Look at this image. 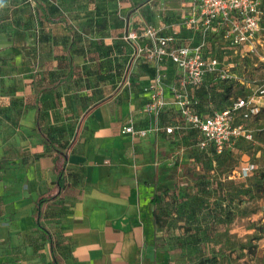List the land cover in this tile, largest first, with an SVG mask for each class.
<instances>
[{
    "label": "crops",
    "instance_id": "crops-1",
    "mask_svg": "<svg viewBox=\"0 0 264 264\" xmlns=\"http://www.w3.org/2000/svg\"><path fill=\"white\" fill-rule=\"evenodd\" d=\"M45 4L53 15L64 16L71 33L62 24L40 20L33 30L41 32L47 54L58 58L49 60L50 81L37 89L29 85L34 106L28 125L37 143L36 148L28 144L30 159L18 169L25 172L26 183L18 177L10 190L0 192V264H54L49 241L36 225L35 202L58 190L59 171L63 189L42 206L41 214L57 263L151 264L156 232L152 191L170 161L189 150L181 144L189 143L191 129L181 123L173 104L174 89L181 88V71L167 59L159 66L144 57L131 62L133 48L123 37L151 25L171 38L170 46L195 42L196 35L184 23L190 0H45ZM23 29L30 31L28 26ZM24 36L14 28L11 46H21ZM72 37L75 44L70 47ZM69 69L72 78L55 85ZM158 73L169 104L155 118L143 107L149 98L146 87ZM40 88L43 106L37 95ZM194 91L186 89L190 96ZM205 98V107L212 109ZM260 98L263 107L264 95ZM37 112L41 129L64 157L45 151L35 129ZM128 124L148 129L146 136L123 133ZM155 125L159 130H153ZM169 126L177 129L166 133Z\"/></svg>",
    "mask_w": 264,
    "mask_h": 264
},
{
    "label": "rangeland",
    "instance_id": "rangeland-1",
    "mask_svg": "<svg viewBox=\"0 0 264 264\" xmlns=\"http://www.w3.org/2000/svg\"><path fill=\"white\" fill-rule=\"evenodd\" d=\"M262 5L263 18L254 51L220 49L219 44L206 50L230 73L243 78L246 88H256L264 79ZM34 11L32 0H0V192L10 190L18 177H22V184L26 183L25 172L18 169L25 168L30 159L28 144L36 148L37 143L28 125L32 119L27 115L34 106L30 105L29 85L37 89L50 81L49 60L58 58L47 54L41 32L33 34L40 24ZM27 26L30 31L26 33L23 27ZM14 28L25 34L19 47L10 44ZM231 80L234 83L229 91ZM236 80H218L209 93L201 87L197 93L208 96L210 107L218 109L230 103L234 90L239 94ZM40 101L43 106L44 93ZM246 125L253 128V141H241L235 147L236 153L200 151L190 134L189 143L181 144L189 150L164 168L162 180L152 191L159 201L154 212L157 220L151 264H264V105L261 114ZM75 129L74 121L72 130ZM251 162L255 168L249 176L241 177L240 168Z\"/></svg>",
    "mask_w": 264,
    "mask_h": 264
},
{
    "label": "built area",
    "instance_id": "built-area-1",
    "mask_svg": "<svg viewBox=\"0 0 264 264\" xmlns=\"http://www.w3.org/2000/svg\"><path fill=\"white\" fill-rule=\"evenodd\" d=\"M261 3L262 0H190L184 23L198 39L193 43L170 46L171 38L160 35L159 29L151 25L128 31L123 37L133 48L131 62L144 57L159 66L167 59L181 71V88L174 89L173 104L178 107L184 124L200 135L198 146L201 149L211 144L216 153H221L224 148L232 147L239 137L252 139V130L246 122L259 112L264 86L250 88V94L237 97L228 108L205 116L194 109L195 101L186 89L200 86L209 73H216L221 78L227 76L219 60L207 54L209 38L218 36L223 44L254 51L262 17ZM146 90L149 98L143 109L157 118L169 104L161 74L155 75ZM174 128L165 127L164 131L171 133ZM153 130H159L158 125ZM122 132L132 137H144L148 129L128 124ZM252 169L253 165L243 167L239 174L244 177Z\"/></svg>",
    "mask_w": 264,
    "mask_h": 264
},
{
    "label": "trees",
    "instance_id": "trees-1",
    "mask_svg": "<svg viewBox=\"0 0 264 264\" xmlns=\"http://www.w3.org/2000/svg\"><path fill=\"white\" fill-rule=\"evenodd\" d=\"M33 1V3H34V5H35V11H36V16H37V18H38V20H40V21H42V22H45V23H48V24H62L63 25V27L66 29V30H68V31H70V33H71V30L69 29L70 27L68 26V24H67V21H66V19L64 18V16L62 15V14H60L59 12H57V14H54L53 15V13H54V11L49 7V6H47L46 4H45V1L44 0H32ZM264 3V0H262V4ZM261 8H263V5L261 6ZM264 15V14H263ZM262 18H263V16L261 17V20H260V25H261V23H262ZM259 32V31H258ZM257 37H258V33H257ZM219 41H221V39H219V37L218 36H215V37H211V38H209V41H208V43H207V50H211L212 49V46L213 45H217V44H219V48L220 49H236L235 47H231V46H228V45H226V44H221V43H219ZM75 44V41H74V39H73V37H72V39L70 40V42H69V46L70 47H72L73 45ZM212 57V56H211ZM221 64V63H220ZM221 68H223L226 72H227V76H225L224 78H221L218 74H216V73H209V74H207L206 76H205V79H204V81H203V83L200 85V86H197V87H194V89L196 90V91H194V96H190L189 95V97L193 100V101H195L194 102V104H193V106H194V109L199 113V114H201L202 116H205V115H211L214 111H221V110H223V109H225V108H228L231 104H232V102L237 98V97H242V96H246V95H248V94H250L251 93V89H248V88H246V85H245V83H244V81H243V78H238V77H236V75L237 74H233V73H230V71L227 69V67L225 68V67H223L222 66V64H221ZM72 78V72H71V70L69 69L68 71H67V73H66V75L65 76H63V77H60V78H58L57 79V83L55 84V85H58L60 82H62V81H68V80H70ZM228 78H237V80L235 81V82H238L239 83V85H240V87L238 88V91H239V94H237L236 92H237V90H234V93L233 94H235V95H230L229 96V99L228 100H230V103H228V104H226V105H223V106H220V107H217L218 109H210L209 107H205V105L206 104H204V101H206V99H204L205 98V96L203 97V96H201V94H198L197 93V90L201 87L202 88V90H204L205 92H207V93H209L211 90H212V87H213V85H214V83H215V81H214V79L215 80H223V79H228ZM208 80V81H207ZM209 82V84L208 83H206V85H205V82ZM216 81V82H217ZM214 82V83H213ZM234 83V81H232L231 80V82L230 83H228L229 85H228V89H229V91H230V88H231V85ZM54 85V86H55ZM261 86H264V79H263V82L258 86V87H261ZM200 88V89H201ZM199 89V90H200ZM44 90V88H40L39 90H38V93H37V95H39V94H41V92ZM224 90V89H223ZM208 99H209V97H208ZM36 107H37V109H36V111H39V104H36ZM179 111V110H178ZM261 112H262V107H260V110H259V112L256 114V115H254L252 118H255V117H258L260 114H261ZM179 114H180V112H179ZM180 116H181V114H180ZM182 118V117H181ZM251 118V119H252ZM181 123H184V121H183V119L181 120ZM177 126H179L180 127V125H177ZM177 126H175L176 128H174L173 129V131L171 132V133H173L176 129H177ZM182 126V125H181ZM35 129H36V131H37V133H38V135L40 136V138H41V140H42V143L44 144V147H45V151L46 152H51V151H54V152H57V154H60V155H62L63 157H64V154H65V152H62V151H60V149H59V146H58V144L55 142V141H53V139L50 137V136H48L42 129H41V121H40V119H39V117H38V112L36 113V115H35ZM252 130V139L251 140H247V139H245L244 137H239L238 139H236L235 140V143H234V145L232 146V148H224V150L221 152V153H216L215 152V149L213 148V146L211 145V144H209L207 147H205V148H203V149H201L199 146H198V143H199V141H200V139H201V137H200V135L196 132V131H194V130H188L189 132H188V136H190V134H192V136L194 137V140H195V146L200 150V151H203V152H207V153H209V152H211V153H215V154H218V155H225V154H227V155H232L233 153H236V149H235V147H237V145L241 142V141H247V142H251V141H253V138H254V131H253V128L251 129ZM193 140V141H194ZM233 150V151H232ZM195 156L196 157H200L199 156V153H195ZM202 158H204V155L202 154V156H201ZM194 158V157H193ZM249 165H253V169L255 168V165H254V163H247L246 165H242V167L240 168V171H241V169L243 168V167H246V166H249ZM252 169V170H253ZM252 170H250L249 172H248V174L246 175V176H244V177H247V176H249L250 174H251V171ZM240 175V174H239ZM241 176V175H240ZM264 176V175H263ZM241 177H243V176H241ZM57 188H58V190L56 191V192H54V193H52V194H49V195H46V196H39V198L37 199V201L35 202V206H36V225H37V227H38V229L43 233V235L48 239V241H49V245H50V250H51V254H52V258H53V261H54V264H58L57 263V258H56V256H55V254H54V252H53V244H52V239H51V235H50V233H49V231L47 230V228L46 227H44L43 225H42V223H41V214H42V206L46 203V202H48V201H50V200H52V199H55L59 194H60V192H61V190L63 189V186H64V182L62 181V179H61V172L59 171L58 172V179H57ZM158 199H157V197H155V195H152V197H151V202L154 204V206H156L157 205V203H158ZM154 212H155V210H154ZM156 220H157V217H156V215H155V213H154V223L156 224Z\"/></svg>",
    "mask_w": 264,
    "mask_h": 264
}]
</instances>
